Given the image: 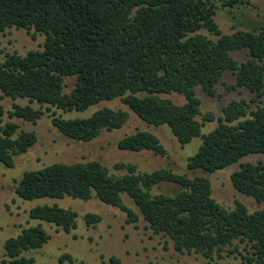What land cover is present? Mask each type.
I'll return each mask as SVG.
<instances>
[{
  "label": "trees",
  "instance_id": "obj_1",
  "mask_svg": "<svg viewBox=\"0 0 264 264\" xmlns=\"http://www.w3.org/2000/svg\"><path fill=\"white\" fill-rule=\"evenodd\" d=\"M247 0H0V36L9 29H25L46 37L43 50L26 56L7 54L0 64V91L13 100L55 107L65 113H83L104 101L120 99L148 125H167L182 147L202 137L198 152L188 159L190 170L215 173L251 154H264V106L250 111L245 100L232 101L224 117L209 134L200 122L202 88L216 94V86L227 71L236 75L233 88L245 87L264 96V25L254 31L224 34L216 22L219 10L230 15ZM233 18H236L234 16ZM206 31L216 39L202 32ZM248 50L250 57L239 63L233 52ZM76 78L66 91L67 78ZM179 94V105L163 95ZM0 106V165L16 166V157L38 141L35 132L20 130L14 122H3ZM43 116L31 105H15L11 118L36 123ZM52 123L63 135L91 142L106 130L122 129L130 115L122 109H99L86 118L64 119L53 114ZM121 151H167L158 136L138 130L118 143ZM117 175L98 161L55 163L27 171L18 181L17 196L25 201L72 197L93 198L120 209L127 224L139 215L123 201L127 195L140 210L149 228L174 242L180 253L213 260L224 253L240 256L248 264H264V208L250 212L236 202L227 209L213 198L209 178L179 174L170 169L139 171L132 163H118ZM241 194L264 203V163H246L231 176ZM163 183L176 184V194L154 192ZM30 218L53 224L71 234L78 214L58 205L30 210ZM88 227L102 217L85 216ZM51 235L42 224L22 230L5 243L0 264H36L27 252L42 249ZM75 261L66 255L61 262ZM120 264L116 258L111 260ZM83 264V263H81Z\"/></svg>",
  "mask_w": 264,
  "mask_h": 264
},
{
  "label": "rangeland",
  "instance_id": "obj_2",
  "mask_svg": "<svg viewBox=\"0 0 264 264\" xmlns=\"http://www.w3.org/2000/svg\"><path fill=\"white\" fill-rule=\"evenodd\" d=\"M234 16L236 18H233ZM233 17L225 10L218 11L215 19L224 34L259 29L264 25V0H247V3L241 5L240 9L233 14ZM31 33L25 29L13 28L2 34L0 64L6 60L7 54L26 56L30 51L43 50L46 37L37 34L36 38H33ZM202 33L216 39L206 31ZM232 55L239 63L247 61L250 57L248 50L233 52ZM75 82V77L67 78L66 91H70ZM235 85L236 75L232 71H227L217 84L214 96L208 95L202 88L198 89L197 95L202 101L201 115L198 120L204 123L207 116L213 119L205 122L202 129L203 135L209 134L218 127L220 119L224 117V108L232 101L245 100L250 111L264 106V96L259 98L256 93L245 87L233 88ZM163 97L179 105L186 103L185 97L179 94L163 95ZM15 105H31L34 109L42 110L43 116L36 123L11 118ZM0 106L4 109V123L14 122L20 126V130L35 132L38 137L37 143L27 153L16 157L14 169L0 165V259L4 257V246L8 239L17 237L25 228L42 224L51 235V240L42 249L26 253L27 256L36 260V264H114L111 261L112 258L118 259L120 264H248L242 257L228 255V253H224L222 259L216 256L213 260H209L200 255L176 251L172 240L155 234L149 228L140 210L127 195H122V198L125 204L139 215L140 219L136 224H127V215L124 212L96 198L89 201L72 197L25 201L17 196L16 187L25 172L40 170L55 163L98 161L117 175H123L125 171L115 170L116 164L132 163L142 172L164 168L179 174H187L191 178L207 177L212 183L213 198L219 204L227 209H234L236 202H241L252 213L263 209L264 203L239 193L233 186L231 176L243 164L264 163V154H251L240 162L215 173L190 170L188 159L198 152L203 143L202 137L195 138L190 144L182 147L167 125L160 127L148 125L120 99L104 101L83 113H65L55 107L31 104L29 99L13 100L4 97L0 91ZM105 107L127 111L130 119L122 129L112 132L104 130L91 142L70 139L52 123L53 114L64 119L86 118ZM138 130L150 131L158 136L167 155L161 157L148 151L141 153L121 151L118 148L119 141ZM180 190L179 185L163 183L156 187L154 192L173 195ZM42 205H58L75 211L78 214L77 229L71 234H66L53 224L32 220L29 215L30 210ZM90 213L102 217V221L96 227H88L86 224L85 216ZM66 255L71 256L75 262L64 260L62 263L61 259Z\"/></svg>",
  "mask_w": 264,
  "mask_h": 264
}]
</instances>
